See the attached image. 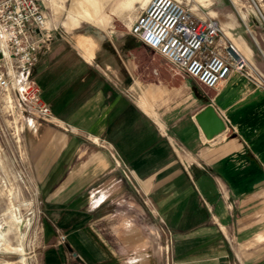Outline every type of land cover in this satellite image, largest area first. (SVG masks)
Segmentation results:
<instances>
[{"label":"crops","instance_id":"1","mask_svg":"<svg viewBox=\"0 0 264 264\" xmlns=\"http://www.w3.org/2000/svg\"><path fill=\"white\" fill-rule=\"evenodd\" d=\"M181 2L205 17L215 14L210 0ZM52 20L66 33L77 29H66L58 11ZM74 42L51 32L32 70L52 115L25 135L28 178L52 227L41 264L155 263L157 251L134 219L143 208L118 164L132 171L162 223L170 264H264V93L244 90L231 75L207 101L193 95L186 75L189 83L179 87L145 82L121 48H114L118 59L105 60L91 34L75 33ZM84 48L92 52L88 59ZM226 96L233 100L223 109ZM193 105L188 117H163ZM207 105L225 123L212 139L195 120ZM57 230L66 236L62 244Z\"/></svg>","mask_w":264,"mask_h":264},{"label":"rangeland","instance_id":"2","mask_svg":"<svg viewBox=\"0 0 264 264\" xmlns=\"http://www.w3.org/2000/svg\"><path fill=\"white\" fill-rule=\"evenodd\" d=\"M54 1L39 0L46 16L51 20L50 27L53 33L64 34L72 44H75V33L91 34L96 41L98 59H118L114 48L117 50L121 48L122 58L137 64L142 81L175 87L189 83L186 76L176 70L165 58L143 46L128 33L125 23L129 28L142 7L140 4L125 10L121 16H118L123 21L111 13V5L105 8V12L112 17L110 23L115 28L113 34L85 22H81L80 26L72 31L73 33H66L59 25L54 27L52 18L58 11L63 22H67L70 14L68 8L72 0ZM253 1L262 14H259L252 0H237V5L232 0H210L209 9L215 12L211 18L230 25L228 31L231 37L222 29L229 39L227 42L237 45L238 41L235 38L238 37L243 42L238 43L248 52V55L244 52L241 55L247 64L246 70L249 76L236 73L232 75L243 80L244 90L256 88L264 93V0ZM196 14L203 16L198 11ZM220 35L224 37L222 32ZM152 69H156L157 73L154 74ZM254 80L259 85L255 84ZM123 82L124 87L125 80ZM191 84L193 95L198 98L203 97L208 101L215 93L214 90L204 87L196 80H191ZM232 97H221L225 106L223 109L227 107L226 104L231 103ZM177 108L179 107L167 110L168 113L163 115L164 119L173 121L179 114L188 117L196 110L195 105L185 113ZM38 121L42 122L18 103L14 92L0 90V234L4 240L1 242L3 244L0 248V264H41L42 249L53 240L52 227L39 209L37 193L34 192L36 190L34 181L28 178L29 158H25L24 153L25 135L29 133L28 126ZM130 188L132 199L140 203L143 208V214L134 216V219L144 226L145 233L149 236V249L153 248L157 251L154 264H170L167 258L168 252L165 249L162 223L158 217L151 215L146 205L148 201L146 196L136 193L131 186ZM13 218H18L19 223H13ZM21 244H23L22 251L16 250L21 248Z\"/></svg>","mask_w":264,"mask_h":264},{"label":"built area","instance_id":"3","mask_svg":"<svg viewBox=\"0 0 264 264\" xmlns=\"http://www.w3.org/2000/svg\"><path fill=\"white\" fill-rule=\"evenodd\" d=\"M44 22L39 0L0 1V90H11L25 110L49 121L50 107L32 77L41 49L51 40L52 29ZM128 33L206 88H216L233 73L249 76L242 55L221 41L219 22L199 16L185 2L150 0L138 10ZM117 166L134 191L142 193L132 171ZM57 232L59 244L64 243L65 234Z\"/></svg>","mask_w":264,"mask_h":264},{"label":"bare ground","instance_id":"4","mask_svg":"<svg viewBox=\"0 0 264 264\" xmlns=\"http://www.w3.org/2000/svg\"><path fill=\"white\" fill-rule=\"evenodd\" d=\"M149 1L150 0H72L71 6L68 8V10H69L68 12L70 13L69 14V19H68L67 22H63L62 25L67 27L69 30H71V29H73L75 27L80 26L81 22H85V23H88V24H90V25H92L94 27H97V28H99V29H101L103 31L105 30V31L111 33V32H113L114 26L110 23V20L112 19V17L105 12V8L108 5H111V13H113V15L115 14L117 16H121V14L125 10H128L129 8L136 6L137 4H140V6H142L141 8H144ZM178 1H181V0H178ZM232 1L235 3V5L238 4L237 0H232ZM53 2H55V1L53 0ZM252 2H253V4L256 7V4L254 3L253 0H252ZM58 7H59V5H58ZM256 9L258 10V12H260L258 7H256ZM259 14H262V13L260 12ZM44 24H45V27L49 28L48 25H47L46 16H45ZM125 24L128 26L127 23H125ZM219 25H220V23H219ZM222 29H224L225 33L228 36L231 37V34L228 31V29H230V25L228 23H224V22H222L221 25H220V30H221V32H222V34L224 36L223 38L221 37V41L225 42L224 44H227L226 42H227V40L229 41V39L223 33ZM78 44H79V46L84 47L83 43L81 41H78ZM231 45L233 46V48L237 52H239L241 54V52L239 51V49L237 48V46L234 43H231ZM90 46H91V44H90ZM88 49H90V48H88ZM88 49L84 48V54L86 55V58L90 57L92 55V52L90 50H88ZM15 222L19 223L18 218H13V223H15ZM27 225H29V223H27ZM2 241H4V240H3V238L1 237V234H0V248L2 247V244H3V243H1ZM22 245L23 244L20 245L21 248L16 249V250L22 251Z\"/></svg>","mask_w":264,"mask_h":264},{"label":"water","instance_id":"5","mask_svg":"<svg viewBox=\"0 0 264 264\" xmlns=\"http://www.w3.org/2000/svg\"><path fill=\"white\" fill-rule=\"evenodd\" d=\"M195 120L207 139H212L225 130L223 119L219 116L212 105L204 107L197 115H195Z\"/></svg>","mask_w":264,"mask_h":264}]
</instances>
